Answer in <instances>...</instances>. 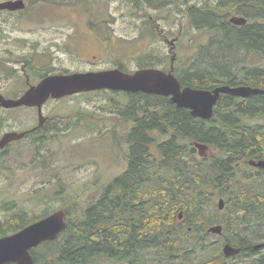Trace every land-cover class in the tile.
I'll list each match as a JSON object with an SVG mask.
<instances>
[{
	"label": "trees",
	"instance_id": "1",
	"mask_svg": "<svg viewBox=\"0 0 264 264\" xmlns=\"http://www.w3.org/2000/svg\"><path fill=\"white\" fill-rule=\"evenodd\" d=\"M218 1L191 7L199 29H217L225 37L215 34L203 54L210 68L179 75L182 85L264 88V68L233 64L243 50L264 57V0ZM235 14L248 24H232ZM216 45L221 48L209 52ZM127 94L132 99L121 112L134 121L126 136L127 170L78 218L67 209V228L32 250L34 264H240L257 257L261 250L255 245L264 241V169L251 167L249 160L264 159V95L223 94L207 120L169 97ZM195 142L207 143L212 153L200 157ZM22 212L0 221V236L51 213L27 220ZM215 224L223 225L221 234L208 232ZM226 242L241 252L226 257ZM263 263L261 256L258 264Z\"/></svg>",
	"mask_w": 264,
	"mask_h": 264
},
{
	"label": "rangeland",
	"instance_id": "2",
	"mask_svg": "<svg viewBox=\"0 0 264 264\" xmlns=\"http://www.w3.org/2000/svg\"><path fill=\"white\" fill-rule=\"evenodd\" d=\"M218 2L183 0L181 6L164 8H137L125 0H100V3L89 4L75 2L69 7L45 2L36 4L31 19L8 18L9 15L0 13V50L6 47L21 50L23 40L7 44L8 40L1 38L2 33L11 32L13 39L26 37L22 53L30 52L32 46L29 43L38 42L35 46L39 50H43L41 46L56 43L51 66L59 70L97 71L114 68L118 64L127 71H135L144 68V62H152L150 67L166 70L171 69V61L176 57L174 73L185 77L191 69L210 68L212 64H208L203 54L213 43L215 34L225 37L217 29H199L195 21L198 18L194 14L196 11L191 7L214 6ZM220 13L223 15L224 12ZM40 20L45 21L39 23ZM148 20H152L154 35L139 37L138 34L148 29L144 26ZM93 26L100 36H95V31L90 32ZM159 31L167 38L160 37ZM108 32L115 34L116 41L112 42H116V49L107 51L104 47L99 49L91 45L96 38L108 36ZM68 37L79 45L73 44L70 50L62 48V42ZM171 41L177 43L174 53L171 52ZM217 48L221 47L212 46L209 52L215 53ZM233 64L264 68V57L257 52L243 50ZM131 99L122 91L101 90L48 102L44 114L53 115L60 123L56 126L58 131L51 134L54 137L42 147L28 139L16 141L8 152L6 163H0V221L22 210L27 220L46 210L53 212L59 209H69V216L74 219L81 216L107 184L127 170L129 143L126 136L134 121L121 110L127 108ZM13 112L5 113L7 123L22 127L18 129H23L25 122L30 124L34 118L37 119V111L30 108ZM261 256H264V250L251 261L240 264H258Z\"/></svg>",
	"mask_w": 264,
	"mask_h": 264
},
{
	"label": "water",
	"instance_id": "3",
	"mask_svg": "<svg viewBox=\"0 0 264 264\" xmlns=\"http://www.w3.org/2000/svg\"><path fill=\"white\" fill-rule=\"evenodd\" d=\"M26 7L25 0H0V11L18 10ZM229 21L236 26H245L249 19L242 15H232ZM116 90L129 93L143 92L151 95L171 97L179 108H187L191 114L211 119L215 114V107L222 94L248 98L252 95H264V88L251 85L223 84L212 90L183 86L173 71H165L157 67L139 68L133 72H125L120 68L102 69L97 71H76L69 74H54L44 78L39 84L32 86L18 99H8L0 94V106L7 108L22 105L35 107L40 110L43 124V105L50 98H62L82 92L98 90ZM26 132H7L0 139V148L5 147L13 140H19ZM195 147L201 157L210 155V146L207 143L195 142ZM250 164L264 168V159H252ZM225 207L223 198L219 200V208ZM182 213L180 217H182ZM67 227L66 211L59 209L50 215L35 221L21 230L0 236V264H33L32 249L42 242L55 240ZM222 225H214L209 232L222 233ZM262 245H256L260 248ZM241 248L226 243L223 252L232 257L240 253Z\"/></svg>",
	"mask_w": 264,
	"mask_h": 264
},
{
	"label": "flooded vegetation",
	"instance_id": "4",
	"mask_svg": "<svg viewBox=\"0 0 264 264\" xmlns=\"http://www.w3.org/2000/svg\"><path fill=\"white\" fill-rule=\"evenodd\" d=\"M125 1L131 2L133 4L132 6H135L137 8L144 7V6L145 7L149 6V7H153V8H160V7L164 8L166 6L178 7V6H181L184 4L183 0H125ZM45 2L57 3L62 7H69L70 4L75 3V2H87L89 4L92 2H96V3L99 2L100 3V0H65V1L64 0L63 1L62 0H48V1H43V2H41L40 0H34V1L25 0V3H26L25 8L18 9L15 11L14 10H12V11L11 10H3V11H0V13L9 15L8 18L9 17L11 18L12 16H16L19 20L21 18L22 19L23 18L31 19L32 15H34L33 9L36 6V4H41V3H45ZM187 3L188 2H186V4ZM68 11H69V9H68ZM42 21H45V20H40L39 23H43ZM66 21H67V18H66ZM66 21H64V22H66ZM30 23H33L36 25L39 24V23H34L33 21H30ZM151 23H152V20L151 21L148 20L147 23L144 24V26H147L148 29H146V31H144V32H141V35L138 34L139 37L154 35V28H153ZM69 24H70V22H68V26H69ZM94 27L95 26L90 28V32L95 31L96 32L95 36L96 35L100 36V34L95 30ZM157 27H158V24H157ZM138 30H139V27H138ZM2 35H3V37H1L2 39L8 40L7 44H10V43L16 44L19 40H23V42L20 44L21 50L14 49L11 47H6V48L0 50V94H2L5 98H8V99L20 98L32 86L39 84L44 78H46L50 75L71 73V71L69 69L59 70V69H56L55 66H51V62L53 61V51L52 50L54 49V44H56V43H54V44H53V42L49 43L50 45H48L46 47L40 45L41 47H43V50H39V48L35 46L36 44H38V42L33 43V44L29 43L32 46V48L30 49V52L28 51V52L22 53V49H23V46L25 44L26 37H22L24 39L19 38V37H16L15 39H13L11 36V32H5V33H2ZM114 35L111 34V32H108V36H106V37L102 36V38H100V39L96 38L94 41H92L91 45L96 46L99 49L104 47L103 49H105L107 51L108 50L111 51V49H116L115 48L116 42H112V41H116V38ZM158 35L160 37L164 36V39L167 38L162 31L161 32L159 31ZM175 38H176L175 39V41H176L178 36H176ZM175 41L170 42V45H172L171 46V49H172L171 52H173V53H174V47H175V45H177V43ZM103 42L107 43V45L104 44ZM102 43H103V45H102ZM62 44H63L62 48L66 49V50H70V48L73 44L76 46L79 45L78 43L73 42L71 37L64 39V42H62ZM58 45H60L59 42H58ZM175 59H176V57H173V59L171 61V63H172L171 69L165 68L166 69L165 71H173V73L175 72V69H176L175 65L173 66V64L175 63ZM84 61H89V60L84 59ZM93 62H95V61H93ZM114 68H120L121 70H123L125 72H132V71H127V68L119 66L118 64ZM174 74H175V76H177L176 73H174ZM83 93H87V92H83ZM68 97H70V96H65V97L57 98V99L50 98L43 105L42 113H43L44 119H43V124L41 127H38L42 120L40 118V110L37 106L30 107V106L22 105V106L11 107V108L0 106V139L7 132H11V131L26 132L27 131L26 135L23 138H21L19 140L11 141L4 148H0V160L2 159L0 162L6 163V157L8 155V152H9V150H11L12 144L16 141L28 139L29 141L30 140L32 141L30 143H32L34 145H38V147H42L51 137H54V135H51V134H53L55 132L54 129L56 128V126H59L60 123H57V121L53 117V115L44 114V112H43L44 107L47 105L48 102L55 101V100H62V99L68 98ZM23 108H30V109L36 110L37 111V119L34 118L30 122V124H28V123L26 124V122H25V124L23 125L24 126L23 129H18V128H22V127H18L15 124L13 126L9 125L7 123L9 121H7L5 113H15L13 111H15L17 109H23ZM17 123L20 124L19 122H17ZM6 127H8L7 130H5ZM47 146L48 145H45V147H47ZM49 146H50V143H49ZM251 160H249V164H250ZM258 160H261V159H258ZM250 166L253 168L259 169V170L264 169L263 167H256V166H253L251 164H250ZM88 206L85 209H87ZM260 245H262L260 248H256V245H255V249L264 250V241H261ZM6 264H14V263H6Z\"/></svg>",
	"mask_w": 264,
	"mask_h": 264
}]
</instances>
